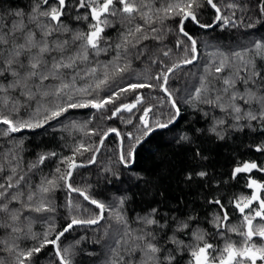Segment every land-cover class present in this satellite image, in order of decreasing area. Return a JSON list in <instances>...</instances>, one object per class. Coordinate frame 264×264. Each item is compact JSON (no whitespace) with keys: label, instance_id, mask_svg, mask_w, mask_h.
Instances as JSON below:
<instances>
[{"label":"snow or ice","instance_id":"snow-or-ice-1","mask_svg":"<svg viewBox=\"0 0 264 264\" xmlns=\"http://www.w3.org/2000/svg\"><path fill=\"white\" fill-rule=\"evenodd\" d=\"M206 6L214 12L213 21L207 24L199 19ZM255 7L264 17V0ZM224 9L231 14H225ZM238 9L248 11L247 5L236 2L222 8L221 0H32L27 11L7 13L8 21L0 15V137L13 142L0 154V234L5 237L0 239V254L6 257L0 264H40L45 249L54 253L49 264H80L78 255H97L95 249L78 247L84 237L66 243L68 235L80 226L100 233L92 242L106 250L104 264H264V182L249 177L246 187L251 194L231 201L232 211L240 216L238 225L230 224L229 208L221 200L207 201L217 209L206 217L215 229L211 235L235 233L242 237L239 245L229 239L221 248L209 242V233L200 228L196 215L178 216L152 207L130 221L123 197L115 205L106 204L90 193L91 184L82 187L75 180L80 169L97 164L101 148L113 134L119 138L118 150L102 171L120 179L121 170L135 164L138 147L180 118L181 100L177 97L181 93H187L183 102L196 110H201L200 105L219 110L222 115L210 118L207 131L220 140L229 130L255 131L253 122L264 132V37L229 52L213 48L195 84L189 86L186 80L194 75L189 66L200 62L204 46L189 25L221 31L240 25L264 28L259 18L246 22L243 16L237 17ZM80 22H87L86 30L77 27ZM169 35L175 37L168 40L172 47L165 45ZM148 41L154 42L164 59L149 55L152 46ZM101 55L109 59L101 62ZM141 57L158 65V71L149 74L146 70L139 74L143 80L124 83L132 71V60ZM143 89L160 94L151 98L155 103H148ZM102 92L105 95L101 96ZM129 94L132 100L124 102ZM165 107L166 113L159 111ZM78 109H92L93 116L99 115L101 120L119 118L134 130L122 134L115 127L90 129L86 135L97 136L98 143L78 142L67 156L40 153L22 167L19 152L23 140L13 134L44 129ZM134 110L140 113L136 124L131 117L125 120L122 116L135 115ZM203 115L209 117V112ZM189 140L182 134L177 142ZM255 151L264 153V142L256 145ZM86 153L91 155L79 159ZM53 158L58 161L54 172L34 183L36 173ZM253 170L264 172V167L243 162L233 169L232 179ZM207 175L205 171L196 173L200 178ZM187 179L192 180V175ZM59 191L66 193L67 218L62 227L56 223ZM73 194L92 207L74 200ZM37 219L46 224L40 234L32 229ZM24 240L33 243L21 247Z\"/></svg>","mask_w":264,"mask_h":264},{"label":"trees","instance_id":"trees-1","mask_svg":"<svg viewBox=\"0 0 264 264\" xmlns=\"http://www.w3.org/2000/svg\"><path fill=\"white\" fill-rule=\"evenodd\" d=\"M229 2L247 5L248 11L236 10L237 17L243 16L246 22L249 20L255 22L258 18L264 22V17L259 16L258 8L255 7L259 0H221V7L223 8V5ZM31 5L32 0H0V15L3 16L4 21H8L10 17L7 13L17 9L27 11ZM224 11L225 14H231L227 9ZM199 19L203 23H211L214 19V12L206 6ZM171 23L169 21V24ZM77 27L80 30H86L87 22H80ZM188 27L198 41L204 45L201 48L203 54L200 57V62L195 66H189L194 74L186 78L189 86L195 84L196 76L203 71L202 65L207 61L208 53L213 48L229 52L247 47L251 41L264 37V28L260 24H257L253 29L240 25L237 28L224 31L219 28L204 30L192 28L191 25ZM110 34L115 39L116 33ZM174 39V35H169L165 45L172 47L168 40ZM204 42L207 44L205 45ZM147 43L152 46L149 55L164 59L154 46V42L148 41ZM175 58L174 50L173 59ZM98 59L101 62H106L109 57L101 55ZM165 63H170V61L165 60ZM158 68V65H152L150 60L144 57L139 60L133 59L132 71L124 83L129 80L132 82L143 80L139 74L146 70L149 74H155ZM141 91L148 103H155L151 98L160 95L158 92L148 89ZM103 95H105L104 92L101 93V96ZM185 95L187 93H181L177 97L181 100L182 113L177 122L169 129L157 130L151 134L142 146L138 147L136 162L132 168L121 170L120 179H114L110 174L102 171L105 165L115 159V153L118 150L119 139L113 134L108 137L101 148V152L97 156V164L79 170V174L75 177L76 183L82 187L91 184L90 193L106 204L115 205L118 198L123 197L126 201L124 204L125 213L130 221H134L137 214L143 215L146 210L152 207L159 208L161 212H171L178 216L191 213L199 217L200 228L209 233V242L222 248L225 241L230 239L239 245L242 242V237L235 233H227L224 237L211 235L215 229L207 223L206 217H210L217 209L207 201L221 200L229 208L230 224L238 225L240 223L239 213L232 211L231 201L241 195L249 196L251 190L246 187L248 178L264 182V172L253 170L252 173L239 174L237 179H232V172L236 166L243 162H256L259 166L264 167V153L255 151V146L264 142V132L260 130V126L256 122H253L255 131L248 128H245L243 132L229 130L225 134V138L220 140L207 131L211 127L210 118L214 115H222L219 110L212 111L207 105H200L201 110H196L193 105L183 102ZM132 98L133 95L129 94L123 100L130 102ZM159 111L166 113L167 107ZM93 112L92 109L74 110L67 115L66 119L62 117L60 121H53L44 129L13 134L17 140H23V149L19 152L22 157L21 166L26 168L28 164L35 161L36 156L40 153L56 152L59 156H67L71 155V149L78 142H83L86 145L98 143L97 136L86 135L90 129L115 127L122 134L134 130L132 125L125 124L119 118L101 120L99 115L94 117ZM204 112H209V117H205ZM139 115V112H135V115L122 113L125 120L131 117L134 124L138 123ZM73 123L76 127L72 126ZM2 127L0 126V128ZM182 134H187L190 140L177 142ZM12 146L11 138L0 137V154ZM90 155L91 153H86L79 159H87ZM56 162H58L56 158L49 161L42 172L36 173L33 182L36 183L42 176L53 173ZM200 171H205L208 175L204 178L196 176V173ZM189 174L192 175L190 181L187 179ZM56 197L55 203L58 205L56 223L62 227L67 218V210L64 207L66 193L59 191L56 193ZM73 198L87 207H92L87 205V202L77 194H73ZM62 216L64 219H61ZM133 227H135L134 223ZM45 228L46 224L40 219H37L32 225L33 231L38 234L43 233ZM98 235H100L99 232H94L93 228L88 226L76 227L68 235L67 244H72L75 240L84 237L78 247L86 251L95 249L97 252V255L93 257L78 255L76 260L80 264H104L106 250L92 242ZM3 238L5 237L0 234V239ZM182 238L186 241L190 239L189 236H182ZM259 242L257 238V243ZM32 243L31 240H24L21 242V247ZM49 252V249H45L41 253L40 264H49L54 256V253L50 255ZM5 258L3 254H0V259Z\"/></svg>","mask_w":264,"mask_h":264},{"label":"water","instance_id":"water-1","mask_svg":"<svg viewBox=\"0 0 264 264\" xmlns=\"http://www.w3.org/2000/svg\"><path fill=\"white\" fill-rule=\"evenodd\" d=\"M119 139V138H118Z\"/></svg>","mask_w":264,"mask_h":264}]
</instances>
